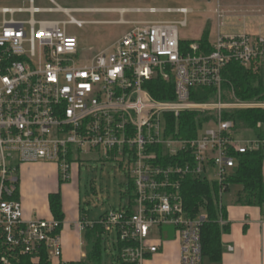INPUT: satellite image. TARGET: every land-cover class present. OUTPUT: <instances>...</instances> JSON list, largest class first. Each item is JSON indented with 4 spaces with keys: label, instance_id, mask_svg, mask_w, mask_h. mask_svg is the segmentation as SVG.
Instances as JSON below:
<instances>
[{
    "label": "built area",
    "instance_id": "built-area-1",
    "mask_svg": "<svg viewBox=\"0 0 264 264\" xmlns=\"http://www.w3.org/2000/svg\"><path fill=\"white\" fill-rule=\"evenodd\" d=\"M48 1L54 5L50 9L37 8L34 0L29 9H0V264L38 262L44 256L51 264H70L63 258L64 224L26 217L20 168L54 164L68 183L73 168L92 155L124 167L132 195L127 205L99 221L80 219V232L100 227L102 238H113L118 264H151L173 234L180 243V264H203L208 214L189 216L183 183L192 177L217 184L218 223L226 226L221 209L227 180L237 167L234 155L264 146L244 138L232 115L264 110V102L237 99L231 85L225 89L224 73L233 64L264 71V36L219 32L209 51L200 43L183 49L177 26L186 27V21H122L134 28L110 49L81 51L66 27L82 28L85 22L73 14L88 10ZM119 12L187 16L192 10ZM39 14H64L68 20L36 21ZM17 15L29 18L16 20ZM217 15L220 29L224 15L220 9ZM157 81L173 85V99L153 97ZM197 89L213 90L214 98L193 100ZM185 114L197 117L184 136Z\"/></svg>",
    "mask_w": 264,
    "mask_h": 264
},
{
    "label": "rangeland",
    "instance_id": "rangeland-1",
    "mask_svg": "<svg viewBox=\"0 0 264 264\" xmlns=\"http://www.w3.org/2000/svg\"><path fill=\"white\" fill-rule=\"evenodd\" d=\"M23 0H0V8L13 7L15 2ZM24 7L30 6V0ZM63 9H83L84 13L73 14L75 19L85 22L82 28L70 25L66 27L69 35L76 38L81 51L101 52L114 46L134 26L121 24L125 22H173L186 21V27L178 25V32L183 42L199 41L205 33L209 34L211 42H216L218 33L223 35L261 34L264 36V0H54ZM34 4L40 9H50L54 5L48 0H34ZM177 10L190 9L192 12L185 16L178 13H124L111 10ZM224 15V26L219 29L217 10ZM9 16L8 18H10ZM29 15H17L16 20H27ZM0 16V22L2 21ZM36 21H67L64 14H39ZM254 73V72H252ZM254 74H264V71H256ZM233 88V87H232ZM234 89V88H233ZM235 92V90H234ZM264 102V101H262ZM244 138L249 131L239 128ZM99 156V155H98ZM102 157V155H101ZM96 156L87 157L73 168V178L66 183L74 204L79 205L82 213L86 214L90 221H99L107 213L120 209L128 204L132 191L127 171L116 161L95 159ZM21 169V168H20ZM21 177V170L19 179ZM63 184V183H62ZM65 185V184H64ZM238 186H233L231 191L224 196V203L230 207L236 203ZM20 191V187H19ZM131 193V194H130ZM204 213V211H201ZM81 252L87 253L86 233L81 232ZM116 241L117 235L115 234ZM101 264H118L117 249L113 246V238H102ZM174 264L175 260L161 261L157 264ZM203 264H220L204 258Z\"/></svg>",
    "mask_w": 264,
    "mask_h": 264
},
{
    "label": "trees",
    "instance_id": "trees-1",
    "mask_svg": "<svg viewBox=\"0 0 264 264\" xmlns=\"http://www.w3.org/2000/svg\"><path fill=\"white\" fill-rule=\"evenodd\" d=\"M200 43L203 48L210 50L209 34L205 33L199 41L182 42L185 49L188 45ZM224 77L229 85L235 90L237 99L241 101H264V74H254L241 68L237 64L231 65L224 73ZM172 84L157 81L151 87L153 97L161 100H171ZM214 98L213 90L197 89L193 91V100L197 102H206ZM236 122V128L249 131L243 132L254 139L264 141V110H246L233 113ZM195 114H185L182 117V134L188 129H194L196 125ZM261 125V127H259ZM237 159V167L233 174L227 180L226 194L231 191L233 186H238L240 190L237 193L236 204L242 206L259 207L264 212V146L258 150L248 152L243 155H234ZM61 183H65L61 181ZM183 195L185 199L186 210L190 217L196 218L204 210L208 214V221L202 229L203 256L212 262L219 263L223 259L224 249L222 245V235L229 232L228 225L221 228L218 223L220 194L217 184L211 186L192 177L187 178L183 183ZM50 211L53 217L60 223H64L65 214L62 208V195L60 192L51 194L49 197ZM226 205L223 201L221 212L226 218ZM87 218L81 211V219ZM102 229H87V256L82 262H73L70 264H101L102 257ZM21 264H51L46 256L38 262L31 261L30 258L22 260ZM127 264V263H120Z\"/></svg>",
    "mask_w": 264,
    "mask_h": 264
},
{
    "label": "crops",
    "instance_id": "crops-1",
    "mask_svg": "<svg viewBox=\"0 0 264 264\" xmlns=\"http://www.w3.org/2000/svg\"><path fill=\"white\" fill-rule=\"evenodd\" d=\"M27 2L26 0L18 1L13 3L15 4L13 7L4 8L29 9L31 6H23ZM111 11L119 12L120 10ZM122 21L124 20L117 23ZM262 32L260 33L262 34ZM212 43L209 39V47ZM247 139L254 138L249 137ZM20 170V199L26 217L29 219L54 218L50 211L49 197L51 194L60 192L62 195V208L65 214L62 230L63 258L69 263L84 261L87 253L83 254L81 252V247L84 244L82 243L81 232L76 228V223L81 219V210L78 203H73L66 183H61L58 167L54 164H35L24 165ZM225 221L229 227V232L222 235L224 254L222 261L219 263L264 264V212L262 209L235 203L230 207H226ZM228 247H233L234 251L229 252ZM170 258L175 260L174 264H180V243L173 234H170L164 249L152 260L151 264L161 263V261L169 260Z\"/></svg>",
    "mask_w": 264,
    "mask_h": 264
}]
</instances>
